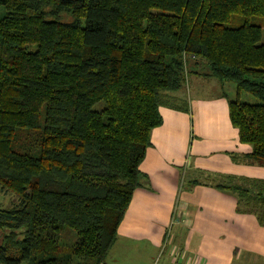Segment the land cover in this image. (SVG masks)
<instances>
[{
	"label": "trees",
	"instance_id": "trees-1",
	"mask_svg": "<svg viewBox=\"0 0 264 264\" xmlns=\"http://www.w3.org/2000/svg\"><path fill=\"white\" fill-rule=\"evenodd\" d=\"M1 8L0 192L17 203L0 208V264H104L142 186L159 109L188 113L180 90L189 61L234 86L230 124L264 167L255 23L264 0H0ZM242 93L260 104L242 103ZM225 181L215 188L235 198L236 213L264 227V180ZM64 228L76 234L70 247Z\"/></svg>",
	"mask_w": 264,
	"mask_h": 264
},
{
	"label": "crops",
	"instance_id": "crops-1",
	"mask_svg": "<svg viewBox=\"0 0 264 264\" xmlns=\"http://www.w3.org/2000/svg\"><path fill=\"white\" fill-rule=\"evenodd\" d=\"M202 76L215 81V93L201 91L197 77L195 96L187 101L180 95L188 113L159 109L162 123L151 131L138 168L142 186L104 264H158L160 250L161 264H234L238 255L264 259V227L253 215L236 213L235 198L215 188L229 177L264 180V167L249 161L251 148L230 124L234 86Z\"/></svg>",
	"mask_w": 264,
	"mask_h": 264
},
{
	"label": "rangeland",
	"instance_id": "rangeland-1",
	"mask_svg": "<svg viewBox=\"0 0 264 264\" xmlns=\"http://www.w3.org/2000/svg\"><path fill=\"white\" fill-rule=\"evenodd\" d=\"M3 12H4V10L1 8L0 9V16L3 15ZM61 21L62 22H71V18L66 16V15H63L61 18ZM255 23L258 24L262 30V37H261L259 44L264 45V18L257 19ZM191 65H192V63H191V61H189L187 64L188 73L186 75L183 87L180 90V95H182L184 98H186L187 101H188L189 96L190 97L195 96L196 88L194 86L198 84L195 81V78L199 77L202 80V79H204V77L202 75L203 74L207 75L209 73L208 68L205 64H202L197 71H192ZM196 74H199L200 76H197ZM202 81H203L202 83L204 86L200 87L201 91L208 93V94L216 92L217 88H215V86H214L215 81H213V82L211 80H202ZM240 97H241L240 101L242 103H246V104H250V105L260 104V102L257 99H255L254 97H252L246 93H242ZM42 122H43V118H41V123ZM31 150L35 151L33 148L29 149L28 151H31ZM182 182H184L183 179H182ZM0 197H1L0 200L2 201L0 208L5 209V208L13 206L12 204L17 203V198L11 193H8V194L3 193L2 196H0ZM75 241H76L75 232H73L70 229L64 228L62 233H61V245H64L66 247H70L75 243ZM162 252H163V250L158 251V254H157V257L155 260V262L159 261L158 264L162 263V261L160 262V260L161 259L163 260V257H164L163 255H161ZM193 258H195V257H193ZM234 264H264V259H261L259 261H254L252 259L247 258L246 255H241V256L238 255L236 258V261H234Z\"/></svg>",
	"mask_w": 264,
	"mask_h": 264
}]
</instances>
